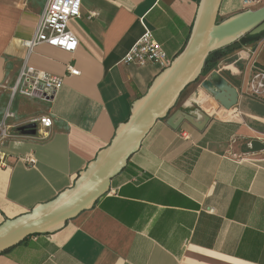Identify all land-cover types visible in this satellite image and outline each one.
I'll return each instance as SVG.
<instances>
[{"label":"crops","instance_id":"obj_1","mask_svg":"<svg viewBox=\"0 0 264 264\" xmlns=\"http://www.w3.org/2000/svg\"><path fill=\"white\" fill-rule=\"evenodd\" d=\"M200 1L82 0L80 18L69 22L77 50L36 47L34 68L64 76L73 67L80 75H68L48 102L13 100L0 225L72 188L183 52ZM244 1L222 0L219 20L264 7V0ZM47 3L0 0V124L27 57L23 41L34 36ZM146 28L167 53L166 68L125 63ZM261 39L230 52L220 72L238 91L235 107L226 110L204 81L194 82L94 206L56 232L27 237L0 254V264H264V101L245 94L250 62L240 55L255 53ZM261 56L264 47L253 57L258 66ZM43 116L53 119L50 138L18 132Z\"/></svg>","mask_w":264,"mask_h":264},{"label":"water","instance_id":"obj_2","mask_svg":"<svg viewBox=\"0 0 264 264\" xmlns=\"http://www.w3.org/2000/svg\"><path fill=\"white\" fill-rule=\"evenodd\" d=\"M222 3V0L200 1L192 37L183 52L154 82L147 95L134 107L129 121L117 130L112 142L80 173L72 188L25 215L0 225V254L27 237L56 232L72 218L94 206L108 192L113 178L140 149L154 124L169 115L182 92L202 74L209 55L248 34L264 33V7L240 12L220 22ZM203 86L211 90L216 101L226 110L239 103L237 89L218 72H213ZM18 132L36 136L37 124L22 125Z\"/></svg>","mask_w":264,"mask_h":264},{"label":"built area","instance_id":"obj_3","mask_svg":"<svg viewBox=\"0 0 264 264\" xmlns=\"http://www.w3.org/2000/svg\"><path fill=\"white\" fill-rule=\"evenodd\" d=\"M244 2L245 5H251L255 2L260 3L261 0H245ZM81 5L82 0H48L34 36L23 41V45L27 49V57L21 66L18 78L11 87L10 106L6 109L3 117L4 121L0 124L1 165H4L6 157L2 148L7 143V140L14 137L10 132L11 126L7 124L8 120L15 118V113L12 110L13 100L16 97L23 96L48 102L63 89L65 78L68 75H80L79 70L73 67H68V72L64 76L49 74L30 65L29 58L36 47L43 44L59 48L66 53H72L77 50L79 41L70 30L69 22L71 19L80 18L82 13ZM262 47H264V37L256 47L255 53H252L248 49H242L240 55L243 59L250 62L245 94L253 99L264 101V66H258L253 59L256 52L262 49ZM124 61L127 64L133 63L139 66L152 63L166 68L170 65L167 53L161 48L148 28L145 29L142 37L130 49ZM216 66L218 73L222 72L226 67L222 61ZM33 123L40 126L37 129V135L41 140L50 138L51 134L49 130L53 126L52 118L43 116L38 120H34ZM250 147H252V144H250ZM24 161L29 166L36 164V159L33 155L25 156Z\"/></svg>","mask_w":264,"mask_h":264},{"label":"trees","instance_id":"obj_4","mask_svg":"<svg viewBox=\"0 0 264 264\" xmlns=\"http://www.w3.org/2000/svg\"><path fill=\"white\" fill-rule=\"evenodd\" d=\"M264 36L263 34H258L256 36H252L250 34L244 36L243 38L240 39L239 42L234 43L232 45H229L227 47H225V49H221L218 51H215L213 53H211L209 55V58L207 59L206 63H205V72L208 73L214 69H216V65L222 61L225 56H227L230 52L240 48V46L244 45V44H248V43H253L256 42V40L261 39Z\"/></svg>","mask_w":264,"mask_h":264},{"label":"rangeland","instance_id":"obj_5","mask_svg":"<svg viewBox=\"0 0 264 264\" xmlns=\"http://www.w3.org/2000/svg\"><path fill=\"white\" fill-rule=\"evenodd\" d=\"M223 20L222 19H220V22H222ZM259 60H261V61H264V56H261L260 58H259ZM222 62L224 63V65L225 64H228V62H229V60H228V57L227 56H225V58L222 60ZM213 72H217V67H216V69H214V70H212V71H210V72H208V73H206L205 72V70H203V72H202V74L198 77V79L195 81V82H197V83H199V82H202V81H205L206 79H208V77H210V75L213 73ZM202 98V97H201ZM178 104V103H177ZM177 106V105H176ZM175 106V107H176ZM174 107V108H175ZM173 108V109H174ZM172 109V110H173ZM171 110V111H172ZM230 118V117H232V114L230 113V114H227V116H225V118L227 119V118Z\"/></svg>","mask_w":264,"mask_h":264}]
</instances>
